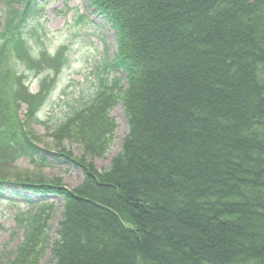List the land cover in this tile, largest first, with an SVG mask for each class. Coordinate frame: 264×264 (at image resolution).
Masks as SVG:
<instances>
[{
  "label": "trees",
  "instance_id": "trees-1",
  "mask_svg": "<svg viewBox=\"0 0 264 264\" xmlns=\"http://www.w3.org/2000/svg\"><path fill=\"white\" fill-rule=\"evenodd\" d=\"M24 1L3 0L0 199L10 185L63 206L51 246L49 205L5 264H40L48 247L49 264H264V0H87L115 34L110 67L121 74L50 136L73 135L102 158L116 129L109 112L120 104L127 132L103 172L36 146L29 127L53 80L31 95L24 72L4 63L40 71L65 48L50 56L40 43L32 60L31 11L17 9ZM18 157L33 166L62 159L82 182L1 177Z\"/></svg>",
  "mask_w": 264,
  "mask_h": 264
},
{
  "label": "rangeland",
  "instance_id": "rangeland-1",
  "mask_svg": "<svg viewBox=\"0 0 264 264\" xmlns=\"http://www.w3.org/2000/svg\"><path fill=\"white\" fill-rule=\"evenodd\" d=\"M86 1L34 0L39 9L33 15L28 27V36L32 35V32L35 33L34 38H29L31 40L30 51L34 53L38 51L36 49L39 46L35 44L40 43H43V47L51 55L60 47L65 48V51L64 55L56 60L57 63L48 64L38 75H35L37 72L33 66V72L26 71L22 81L30 92L36 93L43 81L47 80L45 79L47 76L55 77L52 79L53 82L48 83L49 93L43 108L37 117L33 118L37 121L29 127L35 138V143L54 153L64 150L74 159H80L86 164H90L97 172H103L109 169L112 159L120 152L123 138L127 132L125 116L120 104L109 112V117L115 123L116 129L113 142L102 158L94 159L84 152L82 143L73 135L66 136L62 141H57L47 132L48 129H55L72 111L81 108L87 102H92L101 88V83L106 80L110 83L114 78L120 76L119 73L109 70L110 62L116 52L115 34L103 18L89 15ZM3 6L4 2L0 0V24ZM90 10L92 11V9ZM77 15L89 17L88 21L84 24L77 23L74 19ZM32 46L35 50L32 49ZM12 63L15 62L10 59L6 60L4 65L10 66ZM18 67L19 70L24 68L22 64ZM124 88L126 89V87ZM22 105L19 104L20 113L17 110L20 119L22 118L21 113L25 112V107ZM2 159L4 161L13 160L7 155ZM48 160L49 165H43L37 169L28 160L18 157L11 163L10 171L4 170L1 177L12 179L15 178L12 175L25 176L27 174L43 177L45 180L57 178L69 189L76 188L81 184L83 175L79 167H72L62 159L61 162L52 161L51 158ZM2 188L5 197L0 199V264L5 263L2 257L10 258L17 245L22 241L24 228H27L31 216L40 209L39 204L43 199L40 196L21 191L16 186L3 185ZM47 201L49 202L47 204H53L48 222L50 247L57 237L63 203L61 199L54 197L47 198ZM49 247L40 264H49L51 258Z\"/></svg>",
  "mask_w": 264,
  "mask_h": 264
}]
</instances>
